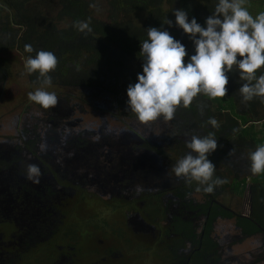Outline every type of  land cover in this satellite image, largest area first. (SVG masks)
Instances as JSON below:
<instances>
[{
  "label": "rangeland",
  "instance_id": "obj_1",
  "mask_svg": "<svg viewBox=\"0 0 264 264\" xmlns=\"http://www.w3.org/2000/svg\"><path fill=\"white\" fill-rule=\"evenodd\" d=\"M171 2L176 7V0ZM204 2L191 0L196 19L202 21L203 25L214 11L218 0L211 7ZM247 7L255 16L264 11V0H247ZM99 14L98 17L107 22L105 9L99 11ZM7 15L10 13L1 14L3 21ZM142 15L131 13L117 16L118 22L131 21L140 25ZM172 21L175 25L174 11ZM170 31L172 36L186 46L189 57L194 54V45L182 29L172 26ZM13 33L17 36L21 30L16 28ZM26 58L15 46L6 48L0 54V67L5 73L4 80H1L2 73L0 74V264L10 263L9 253L6 254L1 240H6L9 231L18 232V224L23 226L24 233L27 231L28 234L37 236L43 231L54 229L61 215L78 218L93 216L97 207L104 209L103 205L112 210L106 216L108 229H119L129 240L125 250L109 232L85 227L81 231L77 229L74 242L62 240L52 245L51 256H55L58 250H63L71 255V259L82 264H133L135 261L140 264L143 259L141 256L145 257V254L140 255L141 250H145L151 256L148 259L151 264H170L166 251L168 241H165L162 234L166 225L149 227L148 221L144 219L154 210L153 201L146 197H151L160 190L169 194L167 188L175 184L172 181L174 174L169 176L167 166L158 154L166 149L177 148L181 153L176 159H180L190 151L186 147V139L191 135L200 136L206 129L212 133L218 131V128L205 122L209 117H215L219 123L224 122L228 116L227 111H219L214 100L199 95L191 104L194 114H189L188 110L181 107L171 121H165L161 117L150 125H143L127 110L128 97L124 87L120 88L118 85L104 90L107 87L104 84L93 91L74 83L69 87L58 85L57 82L51 85L34 84L28 76L35 81L37 78L26 72ZM185 59L187 61L188 57ZM124 63L132 72L136 71L137 64L130 62L128 58L124 59ZM261 74H264V67L257 71V76ZM227 75V95H233L235 92L232 88L241 87L244 82L239 80L237 72ZM38 88L54 92L58 97L57 106L44 109L30 101L28 93ZM236 94L238 97L233 98L234 111L240 114L246 104L241 103V96ZM199 105L205 106L203 115ZM253 114L264 117V106L256 107ZM248 119H252L251 115H248ZM237 125L239 126L238 123ZM248 135L264 145V128H260L258 122L251 126ZM31 141L34 143L35 153L43 161L48 159L52 172L57 177L62 176L61 181L54 184L50 178L47 183L44 176H39L38 182L30 180L29 183L26 181L29 179L24 180L27 173H22L21 163L15 161V157L17 154L18 157H26L28 154L23 152V144ZM179 143L181 144L178 145ZM246 143L248 146L244 148H232L235 149L234 155L229 156L232 149L224 147V155L216 150L210 158L216 166L215 172H222L230 178L233 173L231 168H237V178L244 179L246 185L241 195L233 194L228 188L221 190L217 187L215 198L233 213L243 216H247L251 209L248 188L252 181L248 175V154L256 149L251 142ZM34 165L38 166L39 163L35 162ZM229 167L230 172H227ZM252 176L254 175L251 174ZM229 181L230 179L227 180ZM73 182L80 183L77 185L102 197V200L80 196L76 186L75 189L71 188L74 184L70 183ZM41 183L49 186L54 195L48 198L44 190L41 192ZM137 187L142 190L137 192ZM36 198L40 199V205L34 204L38 201ZM195 199H201L199 193L195 195ZM124 200L131 201L140 214L133 215L132 210H126L129 213L124 214L113 208L114 205L124 208ZM54 204L57 205V213L50 207ZM211 237L218 245V254L224 264H264L263 232L242 239L233 220L217 218L212 225ZM128 250H140V253L132 255ZM186 253L187 250H183L182 254ZM40 258L41 262L38 264L45 263L46 256L41 255Z\"/></svg>",
  "mask_w": 264,
  "mask_h": 264
},
{
  "label": "trees",
  "instance_id": "obj_2",
  "mask_svg": "<svg viewBox=\"0 0 264 264\" xmlns=\"http://www.w3.org/2000/svg\"><path fill=\"white\" fill-rule=\"evenodd\" d=\"M204 1L209 4L208 7H211L215 0ZM92 4L96 7H90ZM104 9L107 22L98 17L99 11ZM174 9H184L188 12L189 19L196 18L191 0H176V7L172 6L171 0H0V54L6 48L15 46L24 56H35V51L33 53L24 51L25 45L31 44L36 51H50L58 58L56 69L50 73L52 84L57 82L58 85L69 87L74 83L78 87L91 88L93 91L104 84L107 86L104 90L120 85V88L124 87L126 93L129 84L136 83L137 74L142 73L143 60L139 57V52L140 42L147 39L146 29L162 27L172 35L165 21L172 20ZM3 12L10 13L4 21L1 17ZM131 13L143 14L140 25L131 21L118 22V14ZM89 20L92 29L90 33L80 32L73 26L76 21ZM196 20L203 25L202 21ZM16 28L21 30L17 36L13 33ZM125 58L137 64L135 72L125 65ZM1 73V80H4L5 73L3 74L0 67ZM33 74L34 77H38V73ZM28 79L34 84H42L38 78V81L31 76H28ZM239 88L240 86L232 88L235 92L233 95L214 99L216 108L219 111H227L228 114L224 122L220 121L219 130L213 131L218 142L217 150L223 155L224 147L244 148L248 146L246 141L251 142L254 147L260 145V141L248 137V132L255 122H258L260 128H264V117L253 114L255 108L264 106V103H261L259 98H255L246 104L242 113H235L233 98L238 97L236 93H239ZM186 110L189 114H194L191 106ZM248 115H251L252 119H248ZM247 123L249 124L246 125ZM234 128L239 129L235 134H233ZM204 132L203 135L212 133L207 129ZM202 134L200 136H203ZM180 153L179 149L170 148L158 154L167 166L169 176L174 174L171 172V167L176 163ZM211 157L212 154L209 159ZM248 167L250 169V166ZM230 168L227 172H230ZM231 169L233 173L230 178L217 171L214 178L230 179L218 188L221 190L228 188L233 194L241 195L246 184L243 178H237L238 169ZM227 175L230 176L229 173ZM248 175L252 182L248 188L251 209L247 216L233 213L218 203L215 199L218 189L211 194L196 191L198 187L196 182L189 184L183 178L174 175L172 181L175 184L167 188L174 198L172 202L167 200L171 202L168 205L172 206V210L168 212L167 218L163 216L164 211H161L158 219L166 225L162 234L165 241H168L166 251L170 257V264H185V261L187 264H224L218 254V245L211 237L212 225L217 218L233 220L242 239L259 232L264 233V173L251 177L249 170ZM197 193L201 196L200 200L195 199ZM68 219L57 230L55 237L61 235L73 240L77 236L75 229H79L74 226L75 223L89 225L87 219L83 217L80 219L70 217V221ZM99 222L102 223L99 224L100 227ZM105 224L106 217L103 215L92 221L93 228L104 229ZM79 226L83 228L82 225ZM112 235L117 241L123 238L119 232ZM185 249L188 252L183 255ZM27 260H31L29 255ZM16 264H24V260H19ZM145 264L148 262L145 261Z\"/></svg>",
  "mask_w": 264,
  "mask_h": 264
},
{
  "label": "clouds",
  "instance_id": "obj_3",
  "mask_svg": "<svg viewBox=\"0 0 264 264\" xmlns=\"http://www.w3.org/2000/svg\"><path fill=\"white\" fill-rule=\"evenodd\" d=\"M90 7L95 8L92 4ZM175 25L170 19L165 24L182 29L194 45L190 57L186 46L166 29L149 27L147 39L140 42L139 57L142 58V73L137 74V82L127 87V110L135 115L143 125H150L159 118L171 121L179 108H189L194 99L204 95L210 100L227 95L229 76L237 72L243 81L238 92L241 103L247 104L255 98L264 103V74L257 71L264 67V11L253 16L247 0H218L214 11L205 19L204 25L195 17L189 19L184 9L174 10ZM78 31L90 33L89 21H76ZM24 51L33 53L24 63L28 74L38 73L42 85H51L52 73L58 58L53 52L36 51L26 44ZM186 57H188L186 61ZM240 57V59H238ZM30 101L44 109L54 108L58 97L54 92L38 88L28 93ZM204 105H199L201 115ZM213 128L220 124L215 117L205 122ZM239 129H233V134ZM190 150L171 167L177 178L187 183H197L196 191L211 194L227 183L226 179L214 178L216 166L209 156L217 150L218 142L214 133L204 136L191 135L185 141ZM235 149L228 155H234ZM252 175L264 173V145H259L248 154ZM40 170L37 165L27 168V179L38 182ZM142 189L137 187L136 191Z\"/></svg>",
  "mask_w": 264,
  "mask_h": 264
},
{
  "label": "flooded vegetation",
  "instance_id": "obj_4",
  "mask_svg": "<svg viewBox=\"0 0 264 264\" xmlns=\"http://www.w3.org/2000/svg\"><path fill=\"white\" fill-rule=\"evenodd\" d=\"M24 146V150L23 152H26V154H28L26 157H18L19 155L17 154V156L15 157V161H19L21 163V170L22 173L25 174L27 173V168L28 165L30 164H34L35 162L39 163L38 167L40 170V176H44L45 178H47V183L49 182L48 180L51 178L52 182L54 184L58 183L59 181H61L62 176L57 177L55 172H52V168L49 166L48 164V159H44L41 160L39 158V156L35 153V147H34V143L31 142H25L23 144ZM19 153V152H18ZM12 173V172H11ZM13 174V173H12ZM9 177V174H8ZM27 178L25 177L24 180H26ZM27 182L30 183V180H26ZM70 184H74L71 186L72 189H75V186L79 189L78 194L82 197H84L83 195H85L87 198H92V197H96L97 199H101L102 197L97 196L95 193L91 192V191H87L84 190L81 186L77 185L80 183H70ZM8 186V183H5V187ZM38 187V185H36ZM39 187L41 188L40 191L42 192L43 190L46 192V195L48 196V198H50L51 196H53L54 194L51 193V191L49 190V186L42 184L39 185ZM171 186H169L170 188ZM31 192L33 191L32 189L30 190ZM34 194V192H33ZM17 197V196H15ZM149 200H152L154 203V210L153 212H151V214H148V216L146 215V217L144 219H146L148 221L149 224H147L149 227H156L160 224L164 225L165 223L162 222L161 220H158L160 217V212H163V216H166L165 218H167L168 216V212H171L170 210H172V206H169L168 203L170 204L172 202V200L174 199L171 195V193L166 194L164 192V190H160L158 191L156 194H153L151 197H146ZM38 201L37 203H34L35 201L33 200L34 204L40 205L41 201L40 199L36 198ZM128 199V198H127ZM163 199V201H162ZM167 200H171V202H167ZM167 204V205H165ZM124 208L121 209L120 206L114 205L113 208L114 209H118L121 210L122 213L127 214L129 213V211L126 213V210H132L134 211L133 215H139L140 211L139 209L135 208L132 204L131 201L128 200H124ZM172 205V204H171ZM104 209H102L101 206L97 207L94 211L95 214L93 216H85L83 218H86V222L89 225H84V223L79 224V223H75L74 226H77L79 228V230L81 231V229L85 228V227H91L94 230H100L103 232H109L111 235L115 232H119L123 238H121L120 240H116V242L123 247V249L125 250V245L129 244V240H127V238L121 233V231L119 229H108L107 224L106 227L104 229L99 228V224L102 223H98L99 227L93 228L92 227V221L97 218L99 215H103L104 217L109 216V214L112 212V210H110L109 206L103 205ZM51 209L54 211V213H57L56 211V207L57 205H51L50 206ZM60 214V213H59ZM61 215V214H60ZM57 215H55L56 217ZM64 216V215H63ZM61 215V218L59 219V221L57 222L56 226L54 229L48 230V231H43L40 234H37V236H32L30 234H28L27 231L22 230L23 226L21 224H18V232L17 231H9V236H7L4 240H1V244H4L3 246L5 247V251L6 254L9 253V260L10 263L9 264H16L19 260H24V264H38L40 263V256L41 255H45L46 256V261L43 264H82L79 262L74 261V259L70 258L71 255L65 253L63 250H58L55 256H51L52 254H50V249L52 247V245H56L57 243H59L62 240H67L68 242H74L75 238H77V236L73 239L70 240L67 237H62L61 235H58L57 237H55V233L58 232L57 230H59L62 225L64 224V222L71 217V219H80L78 217H74V216H70V217H63ZM69 216V215H68ZM150 219V221L148 220ZM68 221H70V219H68ZM98 221V219H97ZM7 222V221H6ZM127 222V221H126ZM145 223V222H143ZM82 225V227H80L79 225ZM158 224V225H157ZM16 225V223H15ZM142 225V224H141ZM16 227V228H17ZM166 227V226H165ZM164 227V228H165ZM99 228V229H98ZM163 228V229H164ZM162 229V231H163ZM77 230V229H75ZM16 233V234H15ZM20 233V234H19ZM1 236V233H0ZM113 236V235H112ZM70 248V247H69ZM47 249V250H46ZM187 250V249H186ZM137 252L140 253V250L137 251H129L128 253H132V255H135ZM142 253H140V255L145 254V257L141 256L143 259L141 260L140 264H145V261L148 262V264H151L149 262V258L151 257L150 254L147 252H145V250H141ZM144 252V253H143ZM188 252V251H187ZM187 254V253H186ZM28 255L31 257V260L28 261L27 257ZM108 255V253H107ZM169 259V258H168ZM223 262V261H222ZM221 262V263H222ZM133 264H139L136 261ZM178 264V263H177ZM185 264H187V262L185 261Z\"/></svg>",
  "mask_w": 264,
  "mask_h": 264
}]
</instances>
